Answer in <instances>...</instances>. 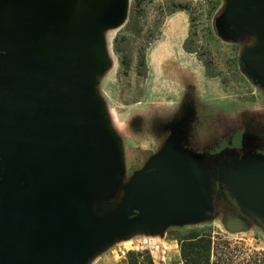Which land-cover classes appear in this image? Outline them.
I'll list each match as a JSON object with an SVG mask.
<instances>
[{
  "label": "rangeland",
  "instance_id": "obj_1",
  "mask_svg": "<svg viewBox=\"0 0 264 264\" xmlns=\"http://www.w3.org/2000/svg\"><path fill=\"white\" fill-rule=\"evenodd\" d=\"M238 27L226 16V0H0L3 40L27 42L33 35L41 61L61 70L45 80L49 88L70 93L80 76L86 86L82 94L90 92L102 129L100 139L107 135L113 143L119 182L104 195H92L91 219L102 220L114 210L123 186L162 153L175 125L189 114L194 119L185 120L178 143L183 153L200 156L203 147L245 132L242 126L239 131L225 127L224 120L230 124L234 110L264 105V81L244 62L245 51L256 43L254 33ZM114 41L122 48L120 56ZM200 71L208 80L201 89ZM183 77L189 79L186 85L179 81ZM187 98L193 99L188 106ZM16 127L23 139L29 136L36 145L45 141L31 136L26 121ZM0 137L9 149L10 129L3 127ZM94 161L106 170L104 161ZM206 167L205 212L113 237L86 264H181V239L194 233L210 235L212 245L231 251L230 264H250L253 253L264 255V215L248 207L221 165ZM235 220L240 227L230 226Z\"/></svg>",
  "mask_w": 264,
  "mask_h": 264
},
{
  "label": "water",
  "instance_id": "obj_2",
  "mask_svg": "<svg viewBox=\"0 0 264 264\" xmlns=\"http://www.w3.org/2000/svg\"><path fill=\"white\" fill-rule=\"evenodd\" d=\"M226 16L239 30L254 33L256 43L245 51L244 62L264 81V0H226ZM32 37L8 44L0 33V90L5 91L0 136L8 127L14 137L9 149L0 144V264H84L113 237L205 212V169L193 156L177 152L174 131L162 153L123 186L114 210L102 220L90 218L92 195H104L119 182L117 154L109 136L100 139L102 129L90 92L82 94L86 86L80 76L70 93L45 84L61 70L41 61ZM23 121L32 137L45 141L38 146L29 136L20 137L16 126ZM92 158L104 161L106 170L97 169ZM223 172L248 207L264 215V159L236 161ZM241 224L235 220L230 226Z\"/></svg>",
  "mask_w": 264,
  "mask_h": 264
},
{
  "label": "crops",
  "instance_id": "obj_3",
  "mask_svg": "<svg viewBox=\"0 0 264 264\" xmlns=\"http://www.w3.org/2000/svg\"><path fill=\"white\" fill-rule=\"evenodd\" d=\"M201 70V69H200ZM188 70L186 71V74H188ZM200 77L201 78V85L200 89L204 87V85H207V78L203 74V72L200 71ZM190 76L191 73L189 74ZM198 79V78H197ZM177 81V80H176ZM179 81L184 82L183 84L186 85L188 83L189 79L182 78ZM200 81V80H199ZM184 86V85H183ZM193 102V99L187 98L185 100L186 106H188L190 103ZM195 103V101H194ZM189 113H191L190 109ZM236 111H239L238 114H236ZM234 116L232 121H230V124L225 121V127L227 126H233L236 130H240L241 126L245 128V132H240L238 134H234L233 137H225L223 140H219L216 142V144H213L210 147H203L200 156H194L191 153H183L179 150V139L182 134V131L184 129L185 120H192L193 114H189L188 117L185 118L184 122H181L180 124H176L174 131L177 132V143H176V150L179 153L191 155L197 160H199L202 164V166L205 169V181L207 177L206 172L207 165H210L212 163L216 162V165H221V171H225V169L230 166L231 164L235 163L236 161L239 162H250L258 159H264V105L261 107H247V108H241L240 110H234ZM184 123V124H183ZM238 130V131H239ZM173 131V132H174ZM225 136V134H223ZM228 139V140H227ZM237 145V147L233 146ZM222 149V150H220ZM208 173V172H207ZM212 189V188H211ZM206 193V188H205ZM206 198L208 196V192L205 194ZM91 260V257L86 261ZM84 263V264H86Z\"/></svg>",
  "mask_w": 264,
  "mask_h": 264
},
{
  "label": "trees",
  "instance_id": "obj_4",
  "mask_svg": "<svg viewBox=\"0 0 264 264\" xmlns=\"http://www.w3.org/2000/svg\"><path fill=\"white\" fill-rule=\"evenodd\" d=\"M113 48L117 55H121L122 48L119 46L117 41L113 42ZM186 49V47H185ZM187 51V49H186ZM190 52V51H189ZM121 63L124 60L120 57ZM221 244L212 245L210 235H200L194 233L190 237L181 239L180 243V259L181 264H230L232 262L230 252L221 251L222 248L218 249ZM227 246V245H226ZM221 247H225L221 245ZM221 249V250H220ZM254 256L249 258L250 264H264L263 253H253ZM260 258V256H262ZM212 256V260L210 259Z\"/></svg>",
  "mask_w": 264,
  "mask_h": 264
},
{
  "label": "built area",
  "instance_id": "obj_5",
  "mask_svg": "<svg viewBox=\"0 0 264 264\" xmlns=\"http://www.w3.org/2000/svg\"><path fill=\"white\" fill-rule=\"evenodd\" d=\"M123 254V253H122Z\"/></svg>",
  "mask_w": 264,
  "mask_h": 264
}]
</instances>
